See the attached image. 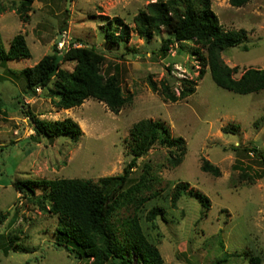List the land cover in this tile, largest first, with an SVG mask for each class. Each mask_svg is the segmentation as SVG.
I'll use <instances>...</instances> for the list:
<instances>
[{"label":"rangeland","instance_id":"obj_1","mask_svg":"<svg viewBox=\"0 0 264 264\" xmlns=\"http://www.w3.org/2000/svg\"><path fill=\"white\" fill-rule=\"evenodd\" d=\"M156 0H33L23 21L15 10L22 0H0V44L9 49L13 38L23 34L31 50L29 59L0 61V214L9 213L0 225V264H87L64 247L55 245L58 216L42 211L22 197L17 180L81 178L98 182L121 175L133 158L131 128L142 119L160 121L173 137L185 140L181 163L170 162L171 148L156 144L137 160L131 178L140 179L150 168V189L157 193L139 211L148 239L158 247L165 264H249L260 255L264 264V160L245 150L256 146L264 155V89L238 94L218 86L200 56L205 48L193 41H175L162 51L170 35L162 29L147 40L132 30L129 40L106 41L107 26H117L118 17L134 28V17ZM212 9L226 30H247V39L222 52L224 62L237 68L240 78L249 68L264 69V0H250L235 7L230 0H211ZM59 40V41H58ZM59 49L95 45L106 55L104 69L119 73L125 95L132 101L120 111L89 98L81 106L58 108L46 88L30 96L22 70ZM65 61L62 69L73 70ZM206 73L199 78L200 69ZM17 74V76H16ZM167 80L177 94L184 81H194L196 91L178 102L167 101L154 91ZM40 119H74L82 130L78 141L69 136H37L32 124ZM238 131L225 132L226 127ZM234 146L240 149L235 151ZM204 159L217 165L221 176L201 169ZM243 174H246L244 177ZM188 190L174 204L178 184ZM45 191L36 188V194ZM191 192L210 200L209 207ZM154 207L165 215L154 223L146 217ZM132 211H124L123 216ZM11 245L8 254L3 246ZM19 245V246H18ZM16 246L17 249H16ZM21 247L28 250H22ZM137 259V254H133Z\"/></svg>","mask_w":264,"mask_h":264},{"label":"trees","instance_id":"obj_2","mask_svg":"<svg viewBox=\"0 0 264 264\" xmlns=\"http://www.w3.org/2000/svg\"><path fill=\"white\" fill-rule=\"evenodd\" d=\"M250 0H230L235 7L244 6ZM33 0H22L15 10L23 21H28L27 11ZM117 26H107L104 37L107 42L121 44L131 37L132 30L140 37L150 40L162 29L170 35L163 41L162 51L167 53L175 41H193L200 48H205L206 56L200 60L208 67L214 82L229 91L238 94L259 92L264 89V69L249 68L240 78L235 77L237 68L227 65L222 52L228 48L242 44L247 39L246 29L226 30L220 24L219 18L212 9L211 0H156L149 2L134 17V28L116 17ZM31 50L23 34H17L9 49L0 44V61L29 59ZM105 53L95 45H73L62 49L55 44L54 52L45 55L34 66L22 70L26 79L25 89L30 96H36L38 89L46 88L58 108L70 109L81 106L85 100L95 98L104 102L112 111L118 112L132 101V95H125L119 73L104 69ZM65 61L75 63L73 70L62 69ZM200 69L202 78L206 69ZM17 76V74H16ZM154 91H160L167 101L178 102L192 95L195 89L194 81H184V87L177 94L169 81L161 80L160 86L148 78ZM4 104L0 99V111ZM33 129L37 136L55 138L69 136L74 141L82 135L79 124L68 117L63 120L40 119L31 116ZM239 126L226 127L225 132L235 134ZM132 141L131 162L121 175L102 177L98 182L81 178L17 180L15 189L22 197L36 203L44 211L58 216L55 245L64 247L78 258H86L87 264H165L158 247L147 237L140 221L139 211L142 206L157 193L144 196V191L150 189V168L140 179L131 178V173L140 157L149 153L151 148L160 144L171 148L170 162L177 166L185 156V140L172 136L169 128L160 121L142 119L136 122L130 131ZM233 149L238 151L239 146ZM255 155H264L256 146L245 148ZM201 169L215 177L221 176L220 168L204 159ZM245 177L246 174H243ZM36 188L45 192L36 194ZM188 190V183L178 184L174 193V204ZM205 207L210 200L200 192H191ZM132 211L123 216L124 211ZM164 216L162 207H154L147 219L154 223L159 216ZM9 213L0 214V225L4 224ZM11 245L4 244L8 254ZM19 246V245H18ZM16 246V249L17 247ZM12 247V246H11ZM21 249L28 250L21 247ZM137 254V259L133 258ZM262 257L255 255L249 264H262ZM228 262L227 258L219 263Z\"/></svg>","mask_w":264,"mask_h":264},{"label":"water","instance_id":"obj_3","mask_svg":"<svg viewBox=\"0 0 264 264\" xmlns=\"http://www.w3.org/2000/svg\"><path fill=\"white\" fill-rule=\"evenodd\" d=\"M70 1V0H69ZM59 41V40H58Z\"/></svg>","mask_w":264,"mask_h":264}]
</instances>
